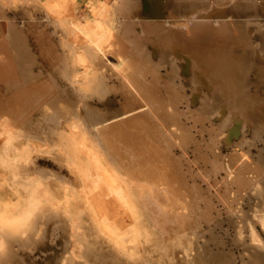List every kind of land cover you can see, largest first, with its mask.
<instances>
[{
    "label": "bare ground",
    "instance_id": "1",
    "mask_svg": "<svg viewBox=\"0 0 264 264\" xmlns=\"http://www.w3.org/2000/svg\"><path fill=\"white\" fill-rule=\"evenodd\" d=\"M3 8L0 5V82H7V87L20 94L16 102L0 104V142L10 141L16 144L13 150L18 149L17 137L30 121V110L38 109L48 120V126L53 123L54 130H65L62 126L65 123L83 133V138L90 141L84 151L90 168L86 161H79L78 147L73 164L85 176L82 188L66 184L50 190L55 185L46 183L45 178L35 175L29 181L26 177L32 184L30 194L23 192L29 197L27 205L24 199L27 206L22 207L24 214L15 215L17 207L9 202L0 205V255L2 251L8 254L6 244L11 240L27 243L30 232H25L31 229L34 244L37 240L34 235L41 237V231L45 230L40 223H47L53 226V232L59 230L63 239L68 236L66 231L71 224L70 239L66 243L62 241V264L262 263L257 250L241 255L238 262L232 248L214 250L209 244L224 246L226 238L219 229L225 222L236 226L243 222L238 228L241 234L249 219L251 224L254 222L241 207L233 213L234 205L249 197L250 191L258 198L254 218L264 225V0L259 3L257 0H107L100 7L99 19L93 21L96 31L105 30L106 37L109 35L104 45L92 38L79 45L78 20L60 23L64 32L68 29L77 38L73 40V35H67L60 46L48 37L46 28L38 27L36 31L33 26L36 31L33 39H38L39 50H36L41 59L32 60V65L41 67L36 72L32 69V74L21 70L10 47L12 42L6 36L8 21L2 22L6 17ZM107 18L116 20L108 29L103 25ZM78 47L85 53L80 60L86 61L94 71L86 82L74 72L81 53ZM109 54L117 61H111ZM251 71L256 74L253 81L249 79ZM57 72L59 76L53 77ZM39 75L46 77L42 79ZM58 80L65 84L69 80L83 91L81 101L90 94L113 95L117 106L104 112L99 107L85 110L83 106L84 112L59 107L55 116L56 111L51 113V108L57 100L56 88L61 84ZM14 124L20 129L14 128ZM222 146L229 151L225 153ZM253 147L257 152L251 158L248 152ZM16 157L9 156L13 167L20 163ZM12 172L16 179L17 172ZM58 174L50 177L58 180ZM95 177H100L103 184L116 192H132L136 196L135 215L139 220L132 226L138 231L128 234L125 214H129L115 205L111 209L108 205L102 207L99 209L102 215L92 217L91 211L98 207H88L82 199L89 189L100 188ZM45 183L50 185L44 188L45 196L61 195L68 210L77 209L74 215L57 206L41 207L36 199ZM18 193L19 190L17 196L21 194ZM254 193H251L253 197ZM1 198H4L2 193L0 201ZM80 200L84 209H78ZM84 211L89 220L79 223ZM251 226L250 238L257 240L255 225ZM13 229L18 230L13 233ZM205 236L206 241L202 239L200 243V238ZM23 238L24 243L20 240ZM239 242L246 245L245 240Z\"/></svg>",
    "mask_w": 264,
    "mask_h": 264
},
{
    "label": "rangeland",
    "instance_id": "2",
    "mask_svg": "<svg viewBox=\"0 0 264 264\" xmlns=\"http://www.w3.org/2000/svg\"><path fill=\"white\" fill-rule=\"evenodd\" d=\"M12 1L13 2H10L9 0H0V5L2 6V8L5 7L3 9H4V13H6L5 14L6 17L3 20L2 19L1 20L4 23H6L8 21L6 23V26L9 28H8V32H7L6 36L8 37L9 42H12V43H10V45H11L10 47L12 48V50H14L13 53L16 54L15 57H16L18 64H20V66L22 67L21 70L30 72L31 74H32V69H33V71L36 72L41 67L40 65H35V64L32 65V60L37 62L39 59H41L38 55L39 51L36 50V48H38V50H39L38 39H37V37H36V39H33L36 36V31H37L38 27L43 26L44 28H46L48 37H50V38L52 37V39H55L56 43H58V46L61 45V43H62L61 40L62 39L64 40V38H66L67 35L69 37H71V35H73V33L69 34L68 29H65V32H64L63 29L60 27V23H62L64 21L67 24H69L70 19H74L75 21L78 20L80 22L79 26L81 29H80V31L76 32V35L79 36L78 39L75 38L76 37V36H74L75 34L72 37L73 40L74 39L78 40L79 45L89 42L90 38L99 42L101 45H104L105 43H107V41L109 39V35L106 37L105 30L103 31V30L99 29L96 31V29H95L96 27L94 26V22H93L94 20L99 19L100 7L102 5H106L107 0H12ZM260 1L257 0V3H259ZM23 2H25V3H23ZM21 5H23V6H21ZM62 15H64L63 17L66 19H64L62 17ZM66 15H68V16H66ZM262 18L264 20V17H262ZM262 18L260 17V21H262ZM41 21H42V24H41ZM11 22H13V23H11ZM25 22H27V23H25ZM44 23H46V24L44 25ZM115 23H116V20H114V19L111 20V19L107 18L106 22H104L103 25L105 28L108 29V27L110 28L111 25L114 26ZM39 24H41V25H39ZM56 24L58 26H55ZM33 26H34V29L36 28L35 29L36 31H34ZM50 32H52V33H50ZM67 32H68V34H67ZM21 41H23V42H21ZM36 44L38 45V47ZM30 48H31V50H30ZM33 48H35V49H33ZM78 50L77 51L81 52V53H80V55H78L79 58L77 59V64L75 65V69L76 68L77 69L74 70V72L79 73L81 81L86 82V81H88V79L92 78L94 71L91 67H89V65L86 61H84L83 59L80 60L81 59L80 57H82L81 55H83L84 50L80 47H78ZM108 56H109V59L111 61H113V62L117 61L112 54L111 55L109 54ZM70 62H71V64H74V63H72L73 61H70ZM43 72H45V70ZM72 72H73V70H72ZM249 75H250L249 76L250 81L255 80V78H256L255 72L251 71L249 73ZM39 76L42 79H43V77H46L43 75H39ZM58 76L59 75L57 72V73H54L53 77L57 78ZM59 81L60 80H58V82ZM1 82H0V104L4 103V102H7V103L16 102L17 97L20 93H15L14 88L11 89L10 87H7L5 85L7 82H5V81L2 83ZM68 82L66 84L64 82H59V83H61L60 87L58 86L59 88L58 89L56 88V94L58 92L57 100H56L57 104L55 101V103H54L55 106H53L51 108L52 109L51 113H53V111H56L55 116L58 115L57 110L59 107H62L64 109L68 108V109H71L72 111L75 110L73 112H78L80 110L84 112L85 110H88V108L91 109V108H98L99 107V109L104 112L105 110L113 109L111 107L117 106L116 105L117 102L114 99L113 95H106V96L103 95L101 97V95L96 96V95L90 94V96L88 95V97L87 96L84 97L83 101H81V100H79V97L82 96L81 93H83V91H80L77 88L78 91H74L75 92L74 93L73 90L76 89L75 84H72V82H70L69 80H68ZM70 84H72V85H70ZM76 86L78 87L77 84H76ZM68 90H70V91H68ZM74 96H75V98H74ZM71 98H73V99H71ZM77 100H79L78 103H77ZM103 100H105V102ZM107 100L109 102L111 101L112 103L110 102V104H109V102ZM80 101L82 104L80 103ZM114 101H115V103H114ZM96 102L98 104H96ZM61 103H63V104L60 105ZM100 103H104L105 105L100 104ZM79 105H82V107ZM83 106H84L85 110H83L84 109ZM30 113H31V115L29 117L30 121L27 123L28 125L23 126V130L21 131L20 136L17 137L18 142H19L18 143L19 148L16 149L17 151L13 150L14 145H16V144L11 143L10 141L8 142V144L7 143L5 144L4 141L0 142V143H2V144H0V155H1V157H0V160H1V164H0L1 165V167H0V195L2 193V196H4V198H1V199H3L2 200L3 204H2V201H0V205L4 206V204L6 205L9 202V205H11L13 207H17V208H14L13 213L15 215L16 214H18V215L24 214V209H26V207H27L26 205L29 203L28 193L30 194V190H29L31 188L30 183L32 184V182L29 183L28 180L30 181V179H32L33 177L35 178V175H36V177L41 176V177L45 178L46 183H51L52 185H55L50 190L60 189L59 185L63 186L66 184H70L71 187H73V188L76 187V189L80 188V187L82 188V186H83L82 182H85V181H83L85 176L83 175L82 172H80V170H78V168L76 169L74 167V164H73L74 159H75L74 154L76 152V149L78 150V147L80 148V151H81L79 154L77 153L79 161L81 163H84L86 161L87 168H90L89 159L85 157V153H84V151L87 150L85 146L87 144H89L90 141L88 139L86 140L83 138L82 132L74 131L73 129H71L70 126H66L65 123L62 125L65 128V130H62V131L59 129L54 130L52 128L53 123H52V125L48 126L47 125L48 120L46 121V119H45L46 117L41 114V111H39L38 109L37 110L35 109V110H30ZM6 118H7V116H6ZM49 121H51V120H49ZM70 121H72V120H70ZM16 127H18V126L14 124V128H16ZM18 129H20V127H18ZM58 131H60V132H58ZM59 133H60V135H59ZM80 133H82V134H80ZM88 133H90V132H88ZM225 134L226 133H224L223 135H225ZM62 135H63V137H62ZM62 144H63V147H62ZM57 145H58V147H57ZM230 145H232V143ZM259 146H262V144L260 143ZM58 148H60V149H58ZM235 148H237V147L235 146ZM222 150L224 152L226 151L225 153H227L229 151L228 149H226V147H223V146H222ZM13 152H15V153H13ZM256 152H257L256 147H253L252 152L251 153L248 152V154L251 156V158H253V155ZM61 153H62V155H61ZM12 155L13 156L17 155V157H16L17 163L23 162L24 164L19 163L18 166L13 167V165L11 164V162L9 160V156L11 157ZM22 157H23V159H22ZM27 160H28V163L25 164ZM27 165H29V166H27ZM88 165H89V167H88ZM71 167H73V168H71ZM2 168H3V170H2ZM11 168L14 170V172H17V174H18L16 179L14 178L13 175H11V174H13V172H12L13 170ZM22 168L24 170H21ZM75 171H77V172H75ZM20 172H21V174H19ZM74 173H76L77 175L79 174L81 176H79V175L77 176ZM57 174L60 175V176H57V179L59 181H62V182L64 181L63 183L52 178L53 176H56ZM50 175L52 177H50ZM22 176H24V177L21 178ZM70 176H72V177H70ZM83 176H84V178H83ZM26 177L28 180L26 179ZM68 177H69V179H68ZM73 177L75 179L77 177V180H75ZM95 178H96L95 183L100 184V188L93 187V188L89 189L88 193L86 195H84L85 196L84 199H82L83 202H86L85 204H87L88 207H89V205H90V207L91 206L92 207H94V206L98 207L97 210L91 211L92 217H94V216L96 217L97 214L102 215V212L99 210L102 207H107V205H108L109 208L111 209V208H113V205H115L116 209L121 210V211L129 214V215L125 214L126 216H128V220L126 221V225L128 224L127 225L128 227L127 226L125 227L126 228L125 230H127L128 234L130 235V234H133L134 231H138L139 229L137 230L136 227L132 226L136 221L139 220V219H137V216L135 215V213L137 212L135 204H138V199L136 198V196L134 194H132V192H130V194L129 193L125 194V192H123V193L122 192H116L111 187H109L106 183L103 184L100 177H95ZM24 179H26V180H24ZM70 179H71V181H70ZM78 179H79V181H78ZM91 179L94 180L93 178H91ZM54 180H55V182H54ZM66 181L68 183H66ZM20 182H21V184H20ZM57 182L59 183L58 185H57ZM46 183L44 186L41 187V190L39 193L36 192V194L38 193L36 200H37V202H39L42 205L41 207L42 208L45 207L47 209H50L52 206H57V207H59V209H61V208H63V210L66 209L65 212L67 214L69 213L71 215L72 214L74 215L73 211L77 210V209L75 208L73 211L68 210V207L65 205V198L61 197V195L57 194L56 197H51L50 196L51 193H49L48 196L47 195L45 196V193H43V192H47V191H45L44 188L46 186H50L48 184L46 185ZM23 186H24V188H23ZM29 186H30V188H29ZM3 187H5V189ZM11 187H12V189H10ZM17 189L19 190L18 194L21 193V194H23V196L21 194L17 196V192H18ZM61 189H62L61 191L63 192L64 189L63 188H61ZM25 190H26V192L28 191V193L25 192V194H24L23 192ZM141 192H143V191H140V193ZM144 193H146V190L144 191ZM251 193L253 194L254 191H250L249 197H246V199H240L238 201L239 203L237 202L234 205L235 210L233 211V213L236 214V211L238 212V208L241 207L243 209V211L246 212L248 214V216L251 217V219H253L255 222V220L257 221V219L254 218V215H255V213H257L256 209L258 208V206H257L256 202L258 201V198L255 196V193H254V197ZM41 198L43 201L39 200ZM53 198H55V199H53ZM24 199L27 200L26 205L24 203L25 202ZM54 200H57V202H56L57 204L53 203ZM16 201H18V202H16ZM82 201L80 200V204H78V209H84ZM255 203H256V205H254ZM23 205H25V207H23ZM29 206H30L29 207V209H30L32 207V205L30 204ZM49 206H50V208H49ZM19 207H21V208L23 207L24 209L22 208L20 211ZM252 207L254 208V210ZM18 208H19V211H18ZM30 210L32 211V208ZM46 213L48 214V212H46ZM84 213L85 214H83V216H82L83 219L78 220L79 223L80 222L83 223V221L88 222L89 215L86 213V211H84ZM241 213H242V211L239 212V214H241ZM86 215L88 218L86 217V221H85L84 218ZM137 215H139V214L137 213ZM140 219H141V217H140ZM30 220H32V219H30ZM72 220H73V218H72ZM248 222H249V225H247L248 223L246 221L247 227L244 229V231L242 233L243 235L241 233H239L240 229H238L240 227V225L243 224V222L242 223L240 222L237 226L233 225V224L229 225L227 222H225L223 224L222 228L219 229L220 232H219V230H217L220 233V235H222L224 238H226L225 239L226 242H225L224 246L223 245H214L213 243L212 244L210 243L209 246L211 248H213L214 250H221V249L228 250L229 248H232V250L235 253V256L237 257L238 262L241 260L240 258L243 257L241 255L247 256L248 254H246V253L247 252L249 253L250 250L254 249V251L257 250L256 251L257 253L259 252V255L262 258L261 264H264V260H263L264 259V257H263L264 256L263 255L264 254V247H263L264 245H262L264 243L261 244V242H264V225L262 222L259 223V221H257L256 223H254V222L252 223L253 226L255 225L254 230L258 233L259 237H261V241H260L259 237H258L259 240L258 239L253 240L250 238L251 237L250 232L252 231L251 230L252 224L250 223V219L248 220ZM26 223L28 224L29 220ZM40 226L42 228H44L45 230L41 231L42 232L41 237L38 236L37 234L34 235V237L37 239V240H34L35 245L32 243V237H30V236H32V231H31L32 229L25 232L26 234H28V232H30L29 233L30 236H28L29 238L26 241L27 243H24L25 238L20 239L22 241V243H24V244L18 243L17 241L14 243V242H12V240H11V242H8V244H6L8 249H9L8 254L9 255L11 254V255L9 257L8 254H6L4 251H2V255H0V259L3 262H5L3 259L6 258L7 260L5 263H3L1 261L0 264H62L61 263V260H62L61 252L63 250V245H64L63 242L66 243V241L68 242V240L70 239L69 229H70L71 224H68L69 229L67 227V231H66L68 233V236L66 234V238L64 237V239H63V236H61L59 230L58 231L54 230V232L52 231L53 230L52 225H51L52 226L51 227L47 223H40ZM18 229H13V230H11V232L14 233ZM19 230H21V229H19ZM56 232L59 233L60 235L56 234ZM25 233L23 235L24 237L26 236ZM239 235L241 236V238ZM244 235H246V236H244ZM242 236H243V238L244 237H246V238L242 239ZM248 238L253 240V245L251 244L252 241ZM202 239H203V242H205L206 236L200 238V243H203ZM237 239H239V241L245 240L246 245L243 246L239 241H237ZM37 242H39V243H37ZM41 242H42V244H41ZM230 244H232V245H230ZM255 244L258 246H256ZM28 246L31 248H29ZM222 246L224 248H222ZM259 246H260V249H259ZM257 247H258V249H257ZM0 252H1V249H0ZM260 252H262V253H260ZM59 253H60V255H59ZM192 253H195V250L192 251ZM7 255L10 258V260L7 257ZM1 256H2V258H1Z\"/></svg>",
    "mask_w": 264,
    "mask_h": 264
}]
</instances>
